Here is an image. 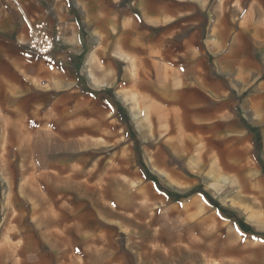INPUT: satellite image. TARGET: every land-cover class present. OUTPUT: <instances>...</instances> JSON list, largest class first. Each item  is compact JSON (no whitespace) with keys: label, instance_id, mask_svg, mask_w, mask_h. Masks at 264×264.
I'll use <instances>...</instances> for the list:
<instances>
[{"label":"crops","instance_id":"crops-1","mask_svg":"<svg viewBox=\"0 0 264 264\" xmlns=\"http://www.w3.org/2000/svg\"><path fill=\"white\" fill-rule=\"evenodd\" d=\"M0 264H264V0H0Z\"/></svg>","mask_w":264,"mask_h":264},{"label":"built area","instance_id":"built-area-1","mask_svg":"<svg viewBox=\"0 0 264 264\" xmlns=\"http://www.w3.org/2000/svg\"><path fill=\"white\" fill-rule=\"evenodd\" d=\"M60 42L61 37L50 34L49 23L42 20L34 25L27 42V48L39 57L49 58Z\"/></svg>","mask_w":264,"mask_h":264},{"label":"trees","instance_id":"trees-1","mask_svg":"<svg viewBox=\"0 0 264 264\" xmlns=\"http://www.w3.org/2000/svg\"><path fill=\"white\" fill-rule=\"evenodd\" d=\"M139 155H140V153H139Z\"/></svg>","mask_w":264,"mask_h":264},{"label":"rangeland","instance_id":"rangeland-1","mask_svg":"<svg viewBox=\"0 0 264 264\" xmlns=\"http://www.w3.org/2000/svg\"><path fill=\"white\" fill-rule=\"evenodd\" d=\"M144 166V165H143Z\"/></svg>","mask_w":264,"mask_h":264}]
</instances>
